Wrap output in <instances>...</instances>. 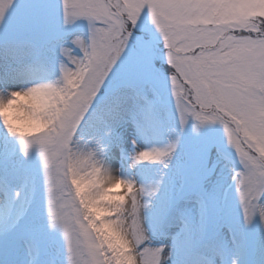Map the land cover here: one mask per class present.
<instances>
[{
  "label": "snow or ice",
  "instance_id": "6c2138e0",
  "mask_svg": "<svg viewBox=\"0 0 264 264\" xmlns=\"http://www.w3.org/2000/svg\"><path fill=\"white\" fill-rule=\"evenodd\" d=\"M262 7L255 0H0V108L36 91L52 101L44 109L46 126L31 135L14 132L0 114V264H167L175 249L153 245L156 229L145 226L159 185L113 175L109 162L110 153L122 151L118 126L125 115L141 102L154 103L149 96L160 59L169 65L181 127L190 118L197 131L223 126L239 164L232 179L243 226L258 221L264 229ZM54 12L59 74L13 86L29 78L30 65L48 62L42 38ZM130 46L143 54L145 77L109 85ZM178 143L179 137L138 150L131 166L153 161L167 168ZM213 148L219 151L210 144L209 154ZM213 171L208 167L202 180ZM119 185L127 194L110 198ZM233 249L213 247L206 264H225L230 251L231 264H241L247 249L235 240Z\"/></svg>",
  "mask_w": 264,
  "mask_h": 264
},
{
  "label": "rangeland",
  "instance_id": "374dc122",
  "mask_svg": "<svg viewBox=\"0 0 264 264\" xmlns=\"http://www.w3.org/2000/svg\"><path fill=\"white\" fill-rule=\"evenodd\" d=\"M25 2L40 5L50 3L51 0ZM255 2L264 6V0ZM258 11L264 14V7ZM59 27L60 14L54 12L50 18L49 33L42 38V43L48 49V62L30 65L27 69L29 78L13 86L50 81L59 74L60 57L53 51ZM157 61L155 67L159 70V78L155 82V93L149 96V101L154 98V103L141 102L139 107L125 115L118 126L122 151L116 149L109 155L112 169L118 171V176L141 181L146 186L159 185L157 193L149 201L153 219L149 223L147 221L145 226L156 229L152 236L153 245L164 244L168 250L175 249L167 264H206L205 258L210 250L219 245H226L234 251L230 228L235 231V243L247 249L246 257L240 258L241 264H264V229H261L258 221L251 227L243 226V210L232 179V166L239 167V164L234 149L227 144L223 126L217 122L204 125L197 131L194 127L196 121L190 118L181 127L170 81L166 79L169 73ZM160 61L167 64L166 60ZM53 65L55 73L52 72ZM145 74L143 54L130 46L114 69L108 84L137 83ZM50 103L52 101L48 98L43 102L44 106H41L40 100L23 106L21 114L27 115V119L15 124L8 119L6 122L14 132L31 135L46 126L44 109ZM0 114L3 115L2 112ZM11 116L12 119L16 118L15 110ZM177 137L179 143L167 168L153 161L131 166V158L136 151L153 145L163 147ZM133 140L136 141L135 145ZM210 144L215 145L219 151L213 148L209 154ZM208 167L214 171L204 181L202 177ZM112 192L119 193L117 199L126 195L123 187H113ZM173 205L179 208L178 212L172 210ZM3 211L0 209V213ZM162 222H165L163 230L160 229ZM108 235L117 247L124 248V243L114 234ZM231 260L232 251L225 257V264H231ZM125 264H130V261H125Z\"/></svg>",
  "mask_w": 264,
  "mask_h": 264
},
{
  "label": "clouds",
  "instance_id": "9594fccd",
  "mask_svg": "<svg viewBox=\"0 0 264 264\" xmlns=\"http://www.w3.org/2000/svg\"><path fill=\"white\" fill-rule=\"evenodd\" d=\"M19 91V89H17ZM32 94L36 99L40 100L42 102L41 106H44L43 102L46 101V99L49 98L48 94L36 91L30 93ZM29 94H27L28 96ZM23 101L20 97H16L14 101H11L7 105H5L3 108H0V112L3 113V116L5 119H8L11 123L15 124L18 121H22L24 119H27V115H22L21 110L23 108ZM15 105L17 106L15 111H16V118L12 119L11 112H12V106ZM110 198H117L119 196L118 192H112L109 194Z\"/></svg>",
  "mask_w": 264,
  "mask_h": 264
},
{
  "label": "bare ground",
  "instance_id": "6f19581e",
  "mask_svg": "<svg viewBox=\"0 0 264 264\" xmlns=\"http://www.w3.org/2000/svg\"><path fill=\"white\" fill-rule=\"evenodd\" d=\"M19 86H20V87H26V86H28V85L22 83V84H20ZM37 100H38V99H36L32 94H29L28 96H26V99L23 101V106H27L28 104L31 105V104H33V103H36ZM16 107H17V106L13 105V106H12V111L15 110ZM152 147H157V145H153ZM111 167H112V164H111ZM112 174L118 176V171L112 169ZM137 184H138V185H145V186H146V183H143V182H141V181H138ZM117 187H120V189L123 187V189H124V193H126V194H127V192L129 191V189H127L126 187H124V186H122V185H119V186H117ZM151 213H152V211H151V209L149 208V209L146 211V213H145V215L147 216V220L145 221V224H146L147 221H148V223H149V221H152V219H153V213H152V214H151ZM166 230H168V229H166ZM166 230H165V231H166ZM165 231H164V233H165Z\"/></svg>",
  "mask_w": 264,
  "mask_h": 264
},
{
  "label": "trees",
  "instance_id": "16d2710c",
  "mask_svg": "<svg viewBox=\"0 0 264 264\" xmlns=\"http://www.w3.org/2000/svg\"><path fill=\"white\" fill-rule=\"evenodd\" d=\"M157 63L160 64L167 73H169V66L167 64H165L163 61L161 62L160 60L159 62L157 61Z\"/></svg>",
  "mask_w": 264,
  "mask_h": 264
}]
</instances>
